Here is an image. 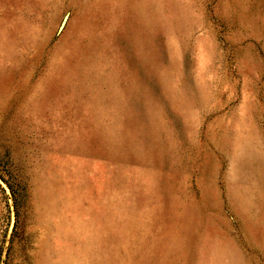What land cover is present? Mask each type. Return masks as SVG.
Masks as SVG:
<instances>
[{"label": "rangeland", "instance_id": "374dc122", "mask_svg": "<svg viewBox=\"0 0 264 264\" xmlns=\"http://www.w3.org/2000/svg\"><path fill=\"white\" fill-rule=\"evenodd\" d=\"M0 264H264V0H0Z\"/></svg>", "mask_w": 264, "mask_h": 264}]
</instances>
